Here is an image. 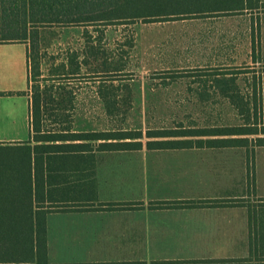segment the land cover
<instances>
[{"label": "crops", "instance_id": "crops-1", "mask_svg": "<svg viewBox=\"0 0 264 264\" xmlns=\"http://www.w3.org/2000/svg\"><path fill=\"white\" fill-rule=\"evenodd\" d=\"M257 5L264 7V0ZM20 43L23 51L15 47ZM28 48V42H0V115L25 114L29 128L26 140L0 142L80 145L45 153L39 163L36 208L45 218L47 264H264V146L254 141L264 134L248 135V142L148 148L145 133L151 127L87 129L92 96L108 118L120 114L118 88L114 80L88 75L82 79L97 83L94 91L87 80L69 86L76 75L45 79L51 82L44 86L50 91L42 101L41 133L142 130V147L102 149V139L34 140ZM219 79L227 86L220 87ZM253 79L254 93L261 92L264 79ZM203 82L227 100L241 88L231 75ZM212 126L217 125L194 127ZM14 254L0 258V264H37Z\"/></svg>", "mask_w": 264, "mask_h": 264}, {"label": "rangeland", "instance_id": "rangeland-1", "mask_svg": "<svg viewBox=\"0 0 264 264\" xmlns=\"http://www.w3.org/2000/svg\"><path fill=\"white\" fill-rule=\"evenodd\" d=\"M184 6L197 5H177ZM87 35L98 40L101 50H105L108 57L115 60L113 66L120 65L123 70L101 75L102 80H114L113 84L118 88L120 114L108 118L102 110V103L92 96V113L85 119V128L124 126L146 129L181 124H244L248 122L247 117L240 114L236 105L220 93L211 91L212 83L203 82L206 77L222 73L235 76L241 88L234 92L243 96L245 107H257L250 110L253 115L250 124L263 126L264 87L261 84V92L254 93L251 85L254 77L264 79V7L196 13L157 21L135 19L111 24L45 25L40 27L42 74L48 77L50 72L58 70L62 61L68 64L70 70L71 64L67 57L72 51H77L81 60ZM15 47L22 51L25 49L23 43ZM5 66L9 67L6 63ZM91 66L94 68L95 64ZM91 66H82L81 74H76L79 78L74 79L69 86L76 88V84L87 80L88 86L94 91L97 83L82 79ZM39 80L42 81H39L40 87L51 82L46 83L45 78ZM31 81L30 92L33 93L38 81L32 77ZM204 87L210 93L206 94ZM50 107L51 101L48 100L45 107L48 114L51 112ZM11 113L8 111L0 115V138L28 139L25 114ZM250 152L255 155L253 149ZM10 153L9 149L0 152V170L8 164L5 158ZM5 171L10 172L8 169Z\"/></svg>", "mask_w": 264, "mask_h": 264}, {"label": "trees", "instance_id": "trees-1", "mask_svg": "<svg viewBox=\"0 0 264 264\" xmlns=\"http://www.w3.org/2000/svg\"><path fill=\"white\" fill-rule=\"evenodd\" d=\"M181 3H195L197 6L185 7L188 5L186 4L184 7H177ZM257 4L258 0H0V42L29 43L30 76L38 81L32 93V126L35 132L33 139L43 142L66 138H84L92 141L102 139L103 143L99 145L102 149H136L142 147V138H144L142 130L63 134H52L48 130L41 133L42 113L44 112L42 101L50 91V86L41 89L39 85V79L42 78L40 27L53 24H111L135 19L157 21L196 13L243 11L256 8ZM98 42L92 38V35H87L81 60H79L81 57L79 52L72 51L67 57L71 69L69 70L68 64L62 61L58 70L50 72L48 78L45 79L51 80V77L81 74L82 66L92 64H95V67L89 68L86 73L88 76L111 75L122 71L120 65H112L115 60L110 59L105 50H101ZM102 54L105 57L102 58ZM225 75L227 76V73L216 76ZM218 85L227 86V83L219 79ZM225 86L222 88L224 91L228 89ZM235 92L229 93L230 101L236 105L241 115L247 117L248 122L204 128L182 124L175 127L151 128L145 133L147 147L177 148L189 146L190 142L195 141L248 142V135L264 134V124L258 126V124H250L249 121L253 117L250 110L257 107H245L246 103L242 101L243 96ZM236 94L237 98H235ZM195 135L216 137L195 140ZM227 135L230 137H225ZM254 141L256 145L264 146V136H257ZM79 146L77 144L34 145L31 139L26 142H9L8 144L0 142V152L6 149L11 150L5 158L9 161L8 164L0 170L1 259L15 253L14 255H23L21 258L26 259L27 262L37 261V264H47L45 218L40 215L42 211L36 208L39 191V163L45 153L75 150ZM6 169L10 172L7 173Z\"/></svg>", "mask_w": 264, "mask_h": 264}]
</instances>
